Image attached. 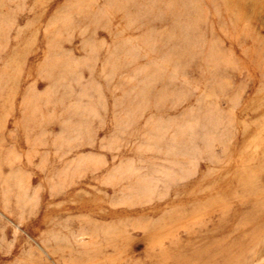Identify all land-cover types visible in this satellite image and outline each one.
I'll use <instances>...</instances> for the list:
<instances>
[{
  "label": "rangeland",
  "instance_id": "rangeland-1",
  "mask_svg": "<svg viewBox=\"0 0 264 264\" xmlns=\"http://www.w3.org/2000/svg\"><path fill=\"white\" fill-rule=\"evenodd\" d=\"M264 0H0V264H264Z\"/></svg>",
  "mask_w": 264,
  "mask_h": 264
},
{
  "label": "bare ground",
  "instance_id": "bare-ground-1",
  "mask_svg": "<svg viewBox=\"0 0 264 264\" xmlns=\"http://www.w3.org/2000/svg\"><path fill=\"white\" fill-rule=\"evenodd\" d=\"M263 27H264V24H263ZM262 44H264V39H263V43Z\"/></svg>",
  "mask_w": 264,
  "mask_h": 264
}]
</instances>
